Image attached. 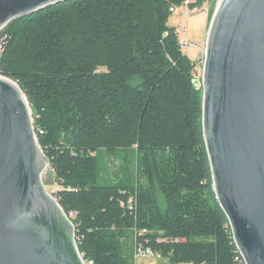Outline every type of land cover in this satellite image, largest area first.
Segmentation results:
<instances>
[{
  "label": "trees",
  "instance_id": "trees-1",
  "mask_svg": "<svg viewBox=\"0 0 264 264\" xmlns=\"http://www.w3.org/2000/svg\"><path fill=\"white\" fill-rule=\"evenodd\" d=\"M217 0H69L0 30V76L25 94L55 198L87 264H245L217 199L202 83L174 13ZM134 155L133 182L100 183L99 153Z\"/></svg>",
  "mask_w": 264,
  "mask_h": 264
},
{
  "label": "water",
  "instance_id": "water-1",
  "mask_svg": "<svg viewBox=\"0 0 264 264\" xmlns=\"http://www.w3.org/2000/svg\"><path fill=\"white\" fill-rule=\"evenodd\" d=\"M69 0H0V30ZM213 186L245 264H264V0H221L202 76ZM48 159L28 100L0 76V264H87L43 184Z\"/></svg>",
  "mask_w": 264,
  "mask_h": 264
},
{
  "label": "rangeland",
  "instance_id": "rangeland-1",
  "mask_svg": "<svg viewBox=\"0 0 264 264\" xmlns=\"http://www.w3.org/2000/svg\"><path fill=\"white\" fill-rule=\"evenodd\" d=\"M217 6L221 0H217ZM209 3L206 2L202 8L190 10L188 2L176 8L172 14L169 25L176 27L184 52L196 64L195 75L199 83H202L204 65L206 59L207 39L210 27L208 18ZM189 18V19H188ZM189 45V46H188ZM32 120L34 122L33 116ZM100 183L108 182H133L135 180L136 168L133 152L122 153L119 157L110 156L106 151L99 153ZM42 181L47 191L55 196L57 190L52 183V171L47 166L42 175ZM136 264H172L168 258L157 255L141 256ZM190 264V263H181Z\"/></svg>",
  "mask_w": 264,
  "mask_h": 264
},
{
  "label": "built area",
  "instance_id": "built-area-1",
  "mask_svg": "<svg viewBox=\"0 0 264 264\" xmlns=\"http://www.w3.org/2000/svg\"><path fill=\"white\" fill-rule=\"evenodd\" d=\"M176 9V8H175ZM175 9H173V11L175 12ZM0 48H1V44H0ZM146 255H157L159 256L158 254H155L154 252H152L150 249L148 250H139L136 255H135V258L136 260L141 257V256H146ZM160 257V256H159ZM245 263V262H244Z\"/></svg>",
  "mask_w": 264,
  "mask_h": 264
},
{
  "label": "bare ground",
  "instance_id": "bare-ground-1",
  "mask_svg": "<svg viewBox=\"0 0 264 264\" xmlns=\"http://www.w3.org/2000/svg\"><path fill=\"white\" fill-rule=\"evenodd\" d=\"M189 19V18H188ZM189 46V45H188Z\"/></svg>",
  "mask_w": 264,
  "mask_h": 264
}]
</instances>
